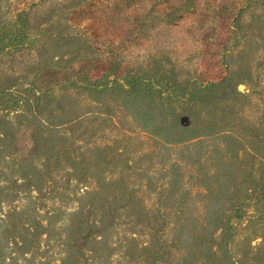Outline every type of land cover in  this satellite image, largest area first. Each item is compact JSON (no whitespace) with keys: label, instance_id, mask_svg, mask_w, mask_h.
Instances as JSON below:
<instances>
[{"label":"rangeland","instance_id":"374dc122","mask_svg":"<svg viewBox=\"0 0 264 264\" xmlns=\"http://www.w3.org/2000/svg\"><path fill=\"white\" fill-rule=\"evenodd\" d=\"M217 3L38 0L30 9L27 0H0V30L9 25L17 31L24 10L31 11L27 19L33 27L28 43L13 48L6 47L0 33V264H148L152 245L173 237L172 230L180 226L182 221L174 218L177 213L201 212L205 206L231 213L229 197L210 198L219 176L222 190L230 186L225 177L215 176L213 148L209 147L214 140L204 138L208 149L204 154L191 146L189 139L172 137L171 141L158 131L156 122L161 116L156 114L150 126L158 128L150 136L144 121L135 114L139 103L126 105L127 93L123 91L96 93L61 87L41 110L33 105L31 116L22 118L7 111L4 103L6 86L13 85V91L29 87L39 69L61 73L70 64L78 66L85 57L117 60L134 75L137 70L150 69L160 54L188 62L203 46V38L211 41L213 37L212 24L219 23ZM92 6L90 17L81 21L86 17L77 16L81 23L75 26L71 13ZM253 12L257 17L258 12ZM252 18L253 13L247 12L244 24ZM51 19L60 21L51 31L62 37L58 41L46 38L41 47L39 28ZM98 27V44L93 38L88 41L98 48L77 53L65 43L72 33H86L90 38ZM254 51L252 71L260 78L262 92L256 94L258 89L247 78L239 86L242 93L250 95V103H246L251 104L249 117L264 112V45L258 44ZM193 63L197 67L196 57ZM190 136L195 144L199 135ZM178 140L183 143L177 147L165 146ZM205 159L210 166L201 168L198 160ZM174 162L180 165L181 181L171 179L177 171H167ZM203 169L213 178L204 181ZM235 182L231 186L242 194L252 192L250 185ZM173 184L177 188L175 202L170 195ZM244 211L243 218L233 221L237 245L233 256L245 258L248 254L251 263L264 264V229L253 205H245ZM180 248L184 249L180 245L173 249L172 264L187 258ZM205 260L201 250L196 264Z\"/></svg>","mask_w":264,"mask_h":264},{"label":"trees","instance_id":"16d2710c","mask_svg":"<svg viewBox=\"0 0 264 264\" xmlns=\"http://www.w3.org/2000/svg\"><path fill=\"white\" fill-rule=\"evenodd\" d=\"M37 1L27 0L30 3L29 8H33ZM236 1L218 0L215 10L219 23L212 24L215 30L211 41H208L206 36L203 38V46L194 56L198 59L197 67L193 63L194 57L188 62L180 63L176 60L177 56L160 54L155 56L150 69L137 70L134 75L128 71V66L123 67L117 60L106 62L93 56L83 58L78 66L70 64L69 67L63 68L61 73L52 68L39 69L29 87L18 88L16 91H13V85L5 88V109L17 112V117L21 118L31 116L33 105L41 110L44 104L55 97L54 90L61 87L75 86L96 93L109 89L115 93L123 91L127 93V98L124 99L126 105L134 106L133 101L139 103L140 107L135 114L144 121L149 135L150 132L155 135V129L159 125L158 131L166 138L171 141L172 137H182L187 141L189 139L191 146H196L201 154L208 151L204 138L210 137L214 140L213 146L209 147L213 148L210 152H213L212 159L216 163L215 176L222 175L230 186L222 190L219 176L216 178V191L214 188L210 198L215 200L225 196L226 200L229 197L232 202L231 213H226L225 209L214 211L206 206L201 212L192 209L193 211L184 210L177 213L174 218L182 221L180 226L172 230L173 237L162 244L158 241L152 245L148 264H172L175 252L173 249L178 245L184 247L180 248V251L187 254V258L180 261L181 264H196L197 253L201 250L207 259L204 264H254L248 254L245 258L233 256L237 249L233 221L246 215L245 205H253L262 224L260 226L264 229V112L258 117H249L247 110L251 104L246 103H250V95L239 90L243 79L247 78L250 82L253 81L255 89H258L256 94L262 92L261 84H258L260 78L254 77L251 62L258 44L264 45V0H242L240 3ZM78 9L71 13L75 17L72 18L75 26L90 17L88 11L93 12V6L89 10L85 7ZM254 10L258 12L257 17ZM30 12L24 10L21 13L17 31H12L13 27L9 25L2 26L1 41H5L7 48L27 44L32 38L33 27L29 26L27 19ZM247 12H252L253 18L247 19L244 24ZM77 16L86 18L78 21ZM56 22L60 21L53 22L51 19L49 23L45 22L40 26L37 37L40 38L41 47L44 46L43 41L46 38L55 41L61 39L62 36L51 31ZM96 29L90 33V38L86 33H72L66 36L65 43L77 49V53H81L84 48H98L99 45L88 42L93 38L95 44H98L96 37L100 35V28ZM233 50L236 51L237 59L232 58ZM261 100L264 102L263 97ZM154 114L161 117L160 121L156 122L158 125L151 127L156 118ZM184 120L187 123L182 125ZM38 134H42V130ZM191 134L199 135L195 137V144H192ZM58 138L60 141L65 140L63 137ZM53 141L57 142V139ZM180 142L183 143V140L169 142L170 144L166 143L165 146L170 148L174 145V148ZM189 151L192 150L189 148ZM198 161L201 168L210 166L207 159L204 162ZM179 166L174 162L167 171L175 172L179 170ZM204 170V181L209 177L213 178L210 171ZM170 176L173 181H181L180 171L175 172V178ZM235 180L250 185L252 192L242 194L233 188L231 184L236 183ZM176 190L173 184L170 195L171 201L174 202Z\"/></svg>","mask_w":264,"mask_h":264}]
</instances>
